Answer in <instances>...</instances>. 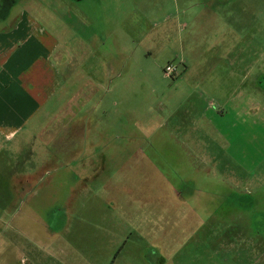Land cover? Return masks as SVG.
I'll use <instances>...</instances> for the list:
<instances>
[{
    "label": "rangeland",
    "instance_id": "rangeland-1",
    "mask_svg": "<svg viewBox=\"0 0 264 264\" xmlns=\"http://www.w3.org/2000/svg\"><path fill=\"white\" fill-rule=\"evenodd\" d=\"M192 1L0 0L66 83L0 137V264H264V0Z\"/></svg>",
    "mask_w": 264,
    "mask_h": 264
},
{
    "label": "crops",
    "instance_id": "crops-1",
    "mask_svg": "<svg viewBox=\"0 0 264 264\" xmlns=\"http://www.w3.org/2000/svg\"><path fill=\"white\" fill-rule=\"evenodd\" d=\"M198 1L192 3L206 5L197 14L211 18L218 14L217 4L234 0ZM18 21L15 27L0 31V137L9 140L35 115L45 110L50 113L51 103L56 101L58 107L65 103L64 92L60 96L66 88L65 79L52 60L57 40L25 15ZM227 51L234 53L235 45ZM230 64L235 65L234 58ZM182 68L188 72L190 66Z\"/></svg>",
    "mask_w": 264,
    "mask_h": 264
},
{
    "label": "built area",
    "instance_id": "built-area-1",
    "mask_svg": "<svg viewBox=\"0 0 264 264\" xmlns=\"http://www.w3.org/2000/svg\"><path fill=\"white\" fill-rule=\"evenodd\" d=\"M164 72L166 73V75L170 76V77H176L179 74V68L178 65L169 62L165 68H164Z\"/></svg>",
    "mask_w": 264,
    "mask_h": 264
},
{
    "label": "flooded vegetation",
    "instance_id": "flooded-vegetation-1",
    "mask_svg": "<svg viewBox=\"0 0 264 264\" xmlns=\"http://www.w3.org/2000/svg\"><path fill=\"white\" fill-rule=\"evenodd\" d=\"M15 1V0H14Z\"/></svg>",
    "mask_w": 264,
    "mask_h": 264
}]
</instances>
